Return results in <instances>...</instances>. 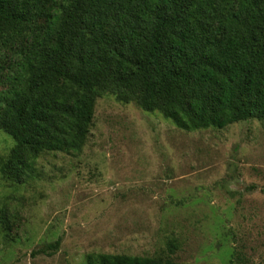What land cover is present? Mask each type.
Wrapping results in <instances>:
<instances>
[{
  "label": "trees",
  "instance_id": "16d2710c",
  "mask_svg": "<svg viewBox=\"0 0 264 264\" xmlns=\"http://www.w3.org/2000/svg\"><path fill=\"white\" fill-rule=\"evenodd\" d=\"M1 85L14 146L0 172L17 182L43 153H80L105 94L185 131L264 119V0H0ZM88 264L179 263L99 253Z\"/></svg>",
  "mask_w": 264,
  "mask_h": 264
},
{
  "label": "rangeland",
  "instance_id": "374dc122",
  "mask_svg": "<svg viewBox=\"0 0 264 264\" xmlns=\"http://www.w3.org/2000/svg\"><path fill=\"white\" fill-rule=\"evenodd\" d=\"M13 146L0 131V170ZM1 210L0 264H264V119L185 131L105 94L80 153H43L20 182L0 172Z\"/></svg>",
  "mask_w": 264,
  "mask_h": 264
}]
</instances>
